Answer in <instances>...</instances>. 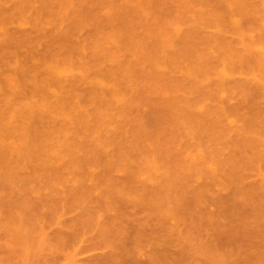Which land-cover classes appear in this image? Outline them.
Wrapping results in <instances>:
<instances>
[{
    "label": "rangeland",
    "instance_id": "rangeland-1",
    "mask_svg": "<svg viewBox=\"0 0 264 264\" xmlns=\"http://www.w3.org/2000/svg\"><path fill=\"white\" fill-rule=\"evenodd\" d=\"M0 264H264V0H0Z\"/></svg>",
    "mask_w": 264,
    "mask_h": 264
}]
</instances>
